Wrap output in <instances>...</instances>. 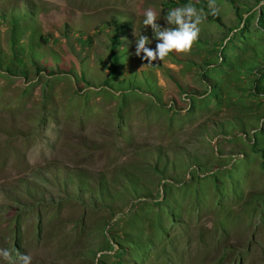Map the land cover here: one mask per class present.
I'll return each instance as SVG.
<instances>
[{"label": "rangeland", "instance_id": "obj_1", "mask_svg": "<svg viewBox=\"0 0 264 264\" xmlns=\"http://www.w3.org/2000/svg\"><path fill=\"white\" fill-rule=\"evenodd\" d=\"M189 3L210 9L209 0H0V249L16 264L17 253L31 264H115L119 246L122 264H264V173L247 146L262 97L235 99L249 85L245 61L223 74L226 60L216 63L239 55L227 31L238 16L249 15L242 59L261 48L264 0H216L218 22L202 10L190 54L152 63L135 54L140 35L146 47L160 42L143 24L147 9L163 30L175 27L169 10ZM218 89H234L231 101L220 105ZM241 117L244 134L233 126ZM163 192L167 208L156 204ZM159 213L174 241L163 235L144 252L133 222ZM106 220L115 237L104 250Z\"/></svg>", "mask_w": 264, "mask_h": 264}, {"label": "trees", "instance_id": "obj_2", "mask_svg": "<svg viewBox=\"0 0 264 264\" xmlns=\"http://www.w3.org/2000/svg\"><path fill=\"white\" fill-rule=\"evenodd\" d=\"M200 5H201L200 8L206 12L208 19L218 22V16L217 15H213L211 10L208 9L207 7H205L203 4H200ZM262 6L264 7V4L260 6L258 11H256L257 12L256 26L262 32L263 41L261 44V48L258 50H255V53H252V54L248 55L247 58L242 59V57H243L242 55H244V53H246V51H245V49H246L245 48V40H244L245 35L243 34L242 30L244 28L246 21L249 19V15H246L243 18L241 16H238V19H239L238 23H241L240 27H239V25H236L234 27L228 28V30H227L229 33L230 31H232L234 29V31L232 32V36H234V39L232 41V48L231 49H233L235 53H237L236 51L238 50L239 55L236 58L232 57L231 59L228 60L226 57H224L223 54L220 53L219 54V60L216 61V63L218 62L217 65L220 62H223L224 59L226 60V64H225V68L224 67L222 68L219 66V69L221 71H219L218 68H217V70L223 74L224 72H226L228 70L229 67L231 68L238 60L245 61L247 63V69H246L247 73L246 74L248 76V78L245 79V81L247 83H249V85L245 89H241L240 86H236L234 88L235 90L230 89V90L225 91L223 94L226 95V98H224V99H223V94L220 93L221 89H218L219 96H220V99H219L220 105L222 102H227L226 99H228V101H231V99L229 97L233 95V90H234V91H238L239 93L241 92V94L234 95L235 99L238 98L244 102L250 101L251 98H252V100H254V99H257V97H260V99L262 97V101H258V102L260 105H262V109H264V11L262 9ZM233 10L235 12L237 10V5L234 3H233ZM248 10L249 9H247L246 11H248ZM228 33H226L224 38L227 36ZM113 41L114 40L112 39L111 48H110V55L112 57L111 58L112 60H111V63L109 65V68H114V66H115L116 55H115V50L113 48L116 46V42L115 41L113 42ZM220 45H222V43ZM220 48H222V47H220ZM240 55H241V57L239 58ZM36 71L38 72L39 68H37ZM228 75H229V73H227V76L225 78H227ZM218 77L219 76H217L216 79H213V81H209L207 79L209 81L208 83L216 82L219 80L224 81L223 77H221V78H218ZM78 89H80V87H78ZM240 90H242V91H240ZM204 92L205 91H203V93ZM203 93H201V94H203ZM233 101H235V100L233 99ZM228 103H231V102H228ZM260 118H261V123H260L259 127L258 128L255 127L256 129L254 128V130L251 134L248 133V137L251 139V143L247 144V146L250 147L251 151L256 152L260 155L259 166L264 173V150H263L264 149V111L261 113ZM242 124H243V122H242V117H241L236 121V124L233 126H236L238 128L236 131L240 132L241 134H244L243 133L244 129H243ZM257 129L259 130L260 134L258 137H255L254 134H255V130H257ZM164 197H165V194L163 192L161 199L156 201V204L161 208L166 206V204H165L166 201H164ZM166 208H167V206H166ZM170 208H171V206L169 205L168 209H170ZM140 210H142V209H140ZM132 211H133V209H132ZM135 213L136 212L134 210V214ZM134 214L132 216H130V218L137 216ZM164 214H166V212H164ZM167 214H168V212H167ZM154 216L152 218L149 217L146 220L147 221L146 224H145V222H142L143 219H141V216L136 217L135 220L137 223L133 222V225L136 229V230H134L135 231V237H141L144 239L143 242L139 244L140 250H142L144 252L148 251L147 248L150 247L151 245L154 246L157 243L163 242L162 241L163 239L161 237L163 235H165L167 237V243L174 241L173 235H171L169 233V231L168 232L166 231L167 228L169 227V225L171 223H173V221L168 220V224H165L162 222V219L160 217V213L157 214V216H155V217ZM107 224H108V220H106L105 222H103L101 224L102 236L104 238V241H102L103 242L102 247L104 250L112 248L110 240L113 237H115L114 235H110L107 232H104V227ZM131 229H133V228H131ZM134 231H133V233H134ZM126 237L128 239H130V237L128 235H126ZM116 243H119V241L116 240ZM131 243L135 244V242H132V241H131ZM122 251H123V248H121L120 246L117 247L115 250H113L111 255L114 257V259L116 258L115 264H122L120 262V254ZM144 252H143V254H144ZM102 255L106 256L105 254H102ZM99 262H100V260L98 261V263ZM100 264H104V263L102 262Z\"/></svg>", "mask_w": 264, "mask_h": 264}, {"label": "clouds", "instance_id": "obj_3", "mask_svg": "<svg viewBox=\"0 0 264 264\" xmlns=\"http://www.w3.org/2000/svg\"><path fill=\"white\" fill-rule=\"evenodd\" d=\"M209 8L213 15L220 11L216 0H209ZM144 16L143 24L150 26L155 37L160 41L155 49H152L145 46L151 43L148 36L140 35L139 39H136L135 54L139 56L143 53L142 58L148 63L156 60L162 61L173 52L178 55L190 54L199 39L200 25L206 19L202 10H197L191 3L169 10L165 19L169 25H175V27H166L161 30L156 23L157 13L153 9H147ZM0 257L8 261V264H16V260L8 249H0ZM17 258L20 264H31L32 258L29 255L17 253Z\"/></svg>", "mask_w": 264, "mask_h": 264}]
</instances>
